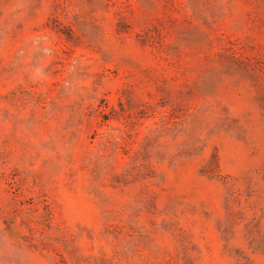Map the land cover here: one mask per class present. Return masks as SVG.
I'll return each mask as SVG.
<instances>
[{
  "label": "rangeland",
  "instance_id": "1",
  "mask_svg": "<svg viewBox=\"0 0 264 264\" xmlns=\"http://www.w3.org/2000/svg\"><path fill=\"white\" fill-rule=\"evenodd\" d=\"M0 264H264V0H0Z\"/></svg>",
  "mask_w": 264,
  "mask_h": 264
}]
</instances>
